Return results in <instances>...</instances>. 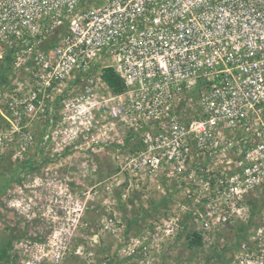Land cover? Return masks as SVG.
<instances>
[{
  "label": "built area",
  "instance_id": "obj_1",
  "mask_svg": "<svg viewBox=\"0 0 264 264\" xmlns=\"http://www.w3.org/2000/svg\"><path fill=\"white\" fill-rule=\"evenodd\" d=\"M6 53L0 157L11 147L12 161L41 171L48 213H80L96 191L81 199L70 182H90L111 154L116 185L161 170L204 187L190 210L204 248L248 217L247 197L264 187V0H0ZM121 127L140 132L142 147L124 154ZM62 229L33 259L14 245L20 264H62L72 249ZM217 264H264V217Z\"/></svg>",
  "mask_w": 264,
  "mask_h": 264
},
{
  "label": "rangeland",
  "instance_id": "obj_2",
  "mask_svg": "<svg viewBox=\"0 0 264 264\" xmlns=\"http://www.w3.org/2000/svg\"><path fill=\"white\" fill-rule=\"evenodd\" d=\"M3 127L0 120V129ZM121 131L125 137L123 153L142 147L140 132L127 127H121ZM10 148L0 157V264H20L14 245L18 246L21 257L24 258L23 252L33 259L37 252L34 249L39 248L40 241L50 232L54 230L58 237L65 236L58 233L61 228L70 233L72 248L62 264H217L229 259L236 252L241 236L264 217V187H261L246 199L248 217L222 230L223 246L188 247V230H200L199 220L191 216L192 198L196 193L205 194L207 191H201L204 187L201 185L199 189L194 182H167L161 170L155 175L143 172L140 179L132 177V182L116 185L117 182H109L115 171L111 154L99 157L90 182H70L69 186L81 199L96 191L80 213L63 214L60 210L56 214L48 213L45 198L52 195L49 191L52 186L47 185L41 171L26 170L27 165L23 167L19 161H12ZM36 155L37 152L26 154V160ZM219 159L225 162L221 156ZM211 161L209 158L206 163ZM66 170L58 168L62 173ZM183 205L187 206L185 210ZM105 222L109 223V229H103ZM26 239L30 240L27 251L21 249L27 247ZM20 241L22 245H18ZM79 247L80 252L74 254L72 250ZM3 249L7 259L2 258Z\"/></svg>",
  "mask_w": 264,
  "mask_h": 264
},
{
  "label": "trees",
  "instance_id": "obj_3",
  "mask_svg": "<svg viewBox=\"0 0 264 264\" xmlns=\"http://www.w3.org/2000/svg\"><path fill=\"white\" fill-rule=\"evenodd\" d=\"M9 74H10V55L6 53L4 57L0 60V85L8 83ZM103 78L108 83V85L113 89V91L118 92L122 90V84L119 78L113 73L111 68L104 69ZM130 139H131V135H129L127 138L128 143ZM20 165L25 167L27 164L25 161H21ZM250 200L251 197L248 201L250 202ZM254 206L256 207L255 204ZM238 233L242 235L243 232L240 231ZM186 239L188 241L187 243L188 247L194 248V247H200L202 245L201 235L197 230L194 229L188 230V232L186 233ZM1 255H3L2 258L7 259L6 249H3V253Z\"/></svg>",
  "mask_w": 264,
  "mask_h": 264
}]
</instances>
